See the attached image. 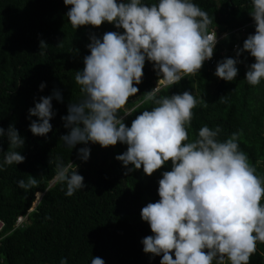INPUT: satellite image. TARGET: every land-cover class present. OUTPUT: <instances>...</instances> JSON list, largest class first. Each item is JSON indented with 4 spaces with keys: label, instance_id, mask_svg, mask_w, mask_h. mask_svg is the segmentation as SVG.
Here are the masks:
<instances>
[{
    "label": "clouds",
    "instance_id": "9594fccd",
    "mask_svg": "<svg viewBox=\"0 0 264 264\" xmlns=\"http://www.w3.org/2000/svg\"><path fill=\"white\" fill-rule=\"evenodd\" d=\"M63 3L71 6L66 17L73 29L108 22L123 32L108 31L102 38L90 37V54L83 58V68L75 75L83 98L67 105V115L61 119L69 131L60 139L71 150L89 142L102 148L118 142L126 144V151L115 159L128 173L142 167L151 176L171 162V170L163 171L158 180L159 200L140 210L141 219L152 232L141 241L143 252L161 256L160 264H249L257 243H264V177L256 174L247 154L240 150L239 133L221 142L217 138L219 126H203L198 138L189 142L187 129L198 101L187 90L159 98L147 91L144 102H152L151 110L136 115L130 126L120 116L129 97L139 91L135 85L142 82L146 60L161 77L157 84L162 80L166 86L200 72L204 62L213 57L217 43L215 29L209 31L213 17L192 0H157L151 5L141 0ZM251 5L249 14L255 31L236 49V56L247 52L254 58L245 79L255 87L264 80V0H251ZM252 22L233 32L245 35L243 29ZM42 45L46 44L41 41ZM237 63L238 59L224 58L217 63L214 74L231 82L238 74ZM44 87V83L39 85L41 90ZM53 98L62 100L59 90L40 97L28 109L29 117L38 118L29 124L33 135L46 137L52 130ZM131 114L124 112L125 116ZM5 136L12 151L4 156L0 169L25 160L19 152L24 138L12 124L7 130L0 127V137ZM76 151L80 160L87 161L91 150L81 147ZM56 177L66 185L67 196L85 187L83 176L70 165H59ZM36 183L34 176L27 183L17 181L18 187L25 189ZM42 193L34 194L29 210ZM25 217L18 215L14 228L21 226ZM60 264H68L67 258H61ZM90 264L105 261L93 256Z\"/></svg>",
    "mask_w": 264,
    "mask_h": 264
},
{
    "label": "trees",
    "instance_id": "16d2710c",
    "mask_svg": "<svg viewBox=\"0 0 264 264\" xmlns=\"http://www.w3.org/2000/svg\"><path fill=\"white\" fill-rule=\"evenodd\" d=\"M141 2L151 5L157 0ZM192 2L213 17L209 26L217 36L213 57L204 62L196 76L184 77L172 86L163 84L153 91L161 77L146 60L142 82L135 85L139 91L129 97L120 116L130 126L136 115L151 110L152 102H144L147 91L159 98L187 90L198 101L187 129L189 142L198 138L203 126H219L217 138L221 142L239 133L240 150L247 154L256 174L264 177V80L255 87L248 84L245 73L254 58L247 52L236 56V49L255 31L249 14L251 0ZM70 7L63 0H0V127L7 130L12 124L25 141L19 150L24 162L0 169V219L4 222L0 264H60L61 258H67L68 264H90L93 256L101 257L105 264H160L161 256L143 252L141 241L152 232L141 219L140 210L159 200L158 180L163 171L171 170V162L151 176L142 167L128 173L115 159L126 151V144L118 142L102 148L89 142L71 150L60 139L69 131L61 119L67 115V105L83 98L75 75L83 68V58L90 54V37L123 32L108 22L73 29L66 17ZM250 21L243 29L245 35L233 32ZM41 41L46 45L40 47ZM227 57L240 61L237 77L231 82L214 74L217 63ZM41 83L45 84L42 90ZM54 90L60 91L62 100L51 101L55 112L50 120L52 130L46 137L35 136L29 124L38 118L29 117L28 109ZM125 111L132 114L125 116ZM81 147L91 150L87 161L78 158L76 149ZM0 149L3 164L6 153L12 151L6 136L0 137ZM61 164L77 169L84 178V189L65 195L66 185L56 177ZM33 176L36 185L18 187L17 181L27 183ZM36 192L43 193L29 210ZM24 214L21 226L14 228L16 217ZM249 264H264V243H257Z\"/></svg>",
    "mask_w": 264,
    "mask_h": 264
},
{
    "label": "built area",
    "instance_id": "2783aa9c",
    "mask_svg": "<svg viewBox=\"0 0 264 264\" xmlns=\"http://www.w3.org/2000/svg\"><path fill=\"white\" fill-rule=\"evenodd\" d=\"M207 61V60H206ZM158 83V82H157ZM164 84V82L161 80V81H159V84H157V85H155L153 88H152V91L153 90H155V89H157L160 85H163ZM19 220H20V218H18ZM18 220V221H19ZM4 227V222H3V220L2 219H0V231L2 230V228Z\"/></svg>",
    "mask_w": 264,
    "mask_h": 264
}]
</instances>
